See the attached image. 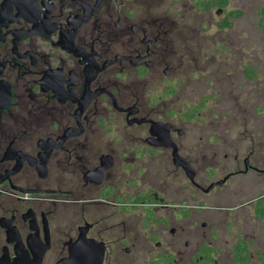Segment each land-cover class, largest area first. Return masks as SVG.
Wrapping results in <instances>:
<instances>
[{
	"label": "flooded vegetation",
	"instance_id": "af4514ba",
	"mask_svg": "<svg viewBox=\"0 0 264 264\" xmlns=\"http://www.w3.org/2000/svg\"><path fill=\"white\" fill-rule=\"evenodd\" d=\"M164 1L0 0V264L217 263L205 198L264 168L181 142Z\"/></svg>",
	"mask_w": 264,
	"mask_h": 264
},
{
	"label": "rangeland",
	"instance_id": "374dc122",
	"mask_svg": "<svg viewBox=\"0 0 264 264\" xmlns=\"http://www.w3.org/2000/svg\"><path fill=\"white\" fill-rule=\"evenodd\" d=\"M261 6L264 0H227L224 11L217 13L219 7L198 10L193 0L162 5L174 19H182L174 28L177 47L168 56L174 75L166 107L179 112L188 105H203L190 123L174 118L176 126L187 131L180 140L186 146L214 147L222 168H230L235 157L242 164L250 151L251 162L264 168V35L257 25ZM234 10L241 14L231 20V27H219L226 11ZM247 67L253 70L251 77ZM233 184L240 186L239 197L228 193L214 203L205 198L220 210L212 213V228L190 226L195 239L190 240L200 241L204 233L205 239L215 240L216 264H232V244L244 239L252 243L248 264H263L256 252L264 251V219L256 217L254 205L255 198L264 194V176L231 178L220 193H227Z\"/></svg>",
	"mask_w": 264,
	"mask_h": 264
},
{
	"label": "trees",
	"instance_id": "16d2710c",
	"mask_svg": "<svg viewBox=\"0 0 264 264\" xmlns=\"http://www.w3.org/2000/svg\"><path fill=\"white\" fill-rule=\"evenodd\" d=\"M193 4L195 8H197L200 11H207L213 7H221L224 8L227 5V0H196L193 1ZM240 11H226L224 18L218 22V26L221 28L225 27H231L232 22L231 20L233 18H237L240 16ZM258 27L262 31L264 35V7L258 8ZM247 72L249 73V76H252L253 70L249 67L246 68ZM202 104L191 106L190 107V114L189 119L193 118L196 115V112L200 110L202 107ZM255 214L263 219L264 218V199L258 200L254 207ZM252 247L251 242H246L242 239L238 240V242L233 247V262L234 264H247L250 260L249 258V249ZM257 258L258 260L264 264V251L257 250Z\"/></svg>",
	"mask_w": 264,
	"mask_h": 264
},
{
	"label": "water",
	"instance_id": "95a60500",
	"mask_svg": "<svg viewBox=\"0 0 264 264\" xmlns=\"http://www.w3.org/2000/svg\"><path fill=\"white\" fill-rule=\"evenodd\" d=\"M175 151H176V150H175V148H174V159L177 160V161H176V164H178V165H182V166H186L185 163L182 162L183 159L180 158V157L176 154ZM223 181H224V180H222V181H220V182L213 183L212 185H210L209 188H211V187H213V186H215V185H220V184L223 183ZM63 263H67V264H68V263H69V260L59 262L58 264H63Z\"/></svg>",
	"mask_w": 264,
	"mask_h": 264
}]
</instances>
